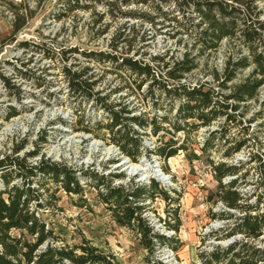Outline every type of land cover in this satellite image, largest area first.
Wrapping results in <instances>:
<instances>
[{
  "label": "trees",
  "instance_id": "16d2710c",
  "mask_svg": "<svg viewBox=\"0 0 264 264\" xmlns=\"http://www.w3.org/2000/svg\"><path fill=\"white\" fill-rule=\"evenodd\" d=\"M87 1L89 4L79 0H64L61 9L53 14L52 18L59 20L76 9H88L92 6V2H102L105 12L110 15L117 8L116 0ZM257 1L263 0H119L124 5L129 2L148 5L152 9L153 16L139 13L119 15L139 18L150 24L153 17H167L169 14L162 11L158 5L171 6V12L180 13L182 18L176 20L170 17L169 20L174 23L171 28L174 30L170 35L171 38L178 30L193 33L201 49H215L223 39L241 41L248 53H228L221 71H213L210 80L193 84L185 82V75L196 66L194 57H189L190 53L187 51H184L179 59L168 57L166 53L148 60L126 55L134 50L137 32L133 25L124 24L111 35L104 49L80 51L84 58L97 65L108 66L112 71L123 69L127 72L128 78L120 79L114 89L102 94L103 89L97 87L101 76L97 77L98 74L88 66L77 67L76 64L69 63L68 66L61 67L60 73L66 79L71 95L92 100L95 107L105 113V122L97 123L95 129L106 131V139L100 137L114 145L119 155L136 162L145 148L141 143L139 132L133 126L142 132L149 128V134L152 136L162 132L158 135L152 153L165 162L177 152L187 150L189 132L206 128L220 119L224 124L234 122L239 103L256 100L259 89L264 87V21H259L258 16L251 17L248 13L250 6ZM18 7H13L15 10L12 22L13 35L22 28L31 13L27 6ZM190 7L200 18L195 24L190 23L188 18L183 19V14ZM100 17L101 15L98 18ZM107 29V25L98 28L97 35L102 36ZM138 42L143 43L144 40L138 39ZM17 46L27 48L30 45L23 41ZM32 48L35 51L39 49L35 45ZM117 49L122 50L125 55L112 53ZM42 52L48 59H52V53H55L51 49ZM75 52H77L75 48L56 51L60 53L64 62L67 60L65 53ZM247 67L250 68L247 76L237 83H232L237 72ZM20 74L26 79L33 78V73L29 70ZM1 79L5 81L3 77ZM39 80L35 79L36 87L42 86ZM144 85L146 88L143 99L145 95L151 96L155 90L158 93L156 95L158 101L166 99L169 103L176 102L174 108L176 116L168 122L171 125V133L160 125V122L167 121L165 118L157 121L154 117L147 119L143 114L127 116L133 105L109 101L111 94L120 90L134 94ZM222 90H226L227 93H221ZM259 107L255 116L264 115V99L259 103ZM14 114L8 111L4 119L11 118ZM253 120L252 117L248 123ZM80 130L98 136L86 125ZM178 132L186 134L180 144L175 137ZM216 133L217 131H211L208 134L209 138L200 147V152L206 153L212 148L213 135ZM238 133L241 135L235 140L226 137L224 131L219 134V143L221 142L224 147L222 158H231L242 149L249 148L250 141L264 147V141L251 138L252 132H248L247 126ZM165 134L169 135L166 140H164ZM16 140L17 137H14V140L10 139L9 153H0V264H112L114 260L112 253L92 245L84 237H81L76 244L65 243L54 232V227L47 218H43L55 208L58 201L57 192L79 196V200L84 202L81 199L84 188H92L95 191L97 202L109 213L115 225L127 229L135 236L138 245L146 251L147 260L153 249H158V246L170 250L178 248L175 239L159 235L143 216L146 202H152L160 197L165 202L175 203L179 197L178 193L173 191L177 197H170L166 191L158 188V183L154 179H150L146 185L132 181L113 184L92 171H83L62 161H51L40 153L37 147V144L44 142L43 137L38 139L39 143H34L32 150L20 156L18 152L24 148L26 139L23 137L15 142ZM36 156L38 159L32 160ZM206 162L216 181V190L208 194V200H211L212 196L215 197L216 202H219L224 209L218 213L210 212L209 218L225 221L231 219L232 223L210 232V234L222 232L219 237L213 235L215 240L222 238L230 242L226 245L211 246L208 252L199 253L197 258L199 264H264V209L259 207L264 199L262 156L258 152L248 155V162L257 164L255 182L259 193L256 195L255 192L252 193V196H255L252 205L246 203L245 197L238 190L237 177L226 183L222 182L224 177L236 175L240 162H237L238 166L213 162L208 158ZM113 177L120 179L122 175L116 174ZM243 177L244 175L240 179ZM229 210L237 212L238 215L235 216ZM178 225V217L174 211V224L170 225V228L176 232ZM234 236L239 238L234 239ZM150 263L158 264V261L154 260Z\"/></svg>",
  "mask_w": 264,
  "mask_h": 264
},
{
  "label": "rangeland",
  "instance_id": "374dc122",
  "mask_svg": "<svg viewBox=\"0 0 264 264\" xmlns=\"http://www.w3.org/2000/svg\"><path fill=\"white\" fill-rule=\"evenodd\" d=\"M79 1L89 4L87 0ZM63 2L64 0H21L19 4L12 5L9 0H0V153H9L11 138L14 140V137H17L15 142L23 137L26 139L24 148L18 152L21 156L24 152L32 150L34 143H39L38 139L43 137L44 142L37 144V147L39 152L51 161H62L71 167L92 171L113 184L132 181L146 185L150 179H154L158 183V188L166 191L170 197H177L173 191L178 193L179 197L175 203L165 202L160 197L152 202H146L143 210L145 218L153 227H157L156 231L159 235L175 239L178 248L170 250L158 246V249H153L148 260L146 251L138 245L135 236L127 229L118 227L111 220L109 213L97 202L92 188L83 189L81 199L84 202L79 200V196L57 192L58 201L55 208L43 218H47L53 225L54 232L65 243L76 244L81 237H84L92 245L109 251L114 257L112 264H151L150 262L154 260H157L158 264H194L199 253L208 252L211 246L223 245L227 241L222 238L215 240L214 236L219 237L223 234L222 232L219 234H210V232L232 223L231 219L225 221L209 218L210 212L218 213L224 209L219 202H216L215 197L212 196L211 200H208V194L216 190V181L212 177L211 168L206 159L236 166L239 165L237 162H240L236 175L224 177L222 182L226 183L237 177L238 190L249 205L255 201L252 193L255 192L254 195L259 193L255 182L257 164L248 162V155L258 152L263 161L264 147L250 141L249 148L242 149L231 158L225 159L221 157L224 147L221 142L219 143L218 137L224 131L226 137L235 140L241 135L238 132L247 126L248 132H252L251 138L264 141V115L255 116L260 108L259 103L264 99V87L259 89L256 100L239 103L234 122L224 124L220 119L206 128L189 132L187 150L177 152L165 162L152 153L158 141V135L162 132L152 136L149 134V128L142 132L133 126L139 132L145 150L136 162H131L129 159L128 162L147 168L148 177L145 181L140 174L131 175L127 172L124 164H120L119 154L108 155L103 150L93 148V140L101 142L103 148L115 147L103 140L107 137L106 131L95 129L97 123L105 122V113L97 109L92 100L71 95L60 69L63 65L68 66L69 63L76 64L77 67H91L92 71L98 74L97 77L101 76L97 87L103 89L102 94L114 89L121 81L120 79L128 78L127 72L123 69L112 71L108 66L97 65L84 58L80 51L104 49L111 35L122 24L133 25L137 32L134 50L126 53L128 56L148 60L153 56L166 53L168 57L179 59L184 51L189 52V57H194L196 65L185 75V82L191 84L210 80L213 71L220 72L228 53H248V50L238 39H223L215 49H201L196 42L195 34L178 29L171 38L170 35L174 32L171 28L174 23L169 20L170 17L176 20L182 19L180 13L171 12V6L158 5L162 11L169 14L167 17H153L151 24L139 18L119 15L120 13H139L153 16L152 9L148 5L135 2L124 5L119 0H116L117 8L112 15L105 12L102 2H92V6L88 9H76L62 19H53V14L61 9ZM18 6L21 8L27 6L31 13L22 28L13 35L12 22L15 13L13 7L19 8ZM243 12L245 13L244 10ZM248 13L251 17L256 15L259 21H264V0L251 5ZM100 15L101 17L98 18ZM183 15V19L188 18L192 24L200 19L191 7ZM104 25L108 27L107 32L98 36V28ZM138 39L144 42L139 43ZM23 41L30 46L27 48L17 46ZM34 45L39 47L38 51L32 48ZM70 48L77 49V52L65 53L67 60L64 62L60 53L56 51ZM46 49L55 52L52 53V59L44 56L42 51ZM134 51L137 53H133ZM112 53L125 55L119 49ZM25 70L33 73V78L26 79L20 74ZM249 71V67L239 70L232 83L245 78ZM36 78L40 79L41 87H36ZM145 88L146 85L142 86L141 90L134 94H130L127 90H120L118 93L111 94L109 101L133 105V109L127 116L143 114L147 119L154 117L157 121L165 118L167 121L160 122V125L171 133V125L168 122L176 116L174 113L176 102L169 103L166 99L158 101L156 96L158 93L155 90L151 96L145 95L143 99ZM221 93L227 92L222 90ZM8 111L15 114L11 118L4 119ZM252 117L254 120L248 123ZM84 125L98 136L81 131L80 128ZM211 131H217L213 135L212 148L202 153L200 147L209 138L208 134ZM185 135L183 132L175 135L178 138V144L182 142ZM168 138L169 135L165 134L164 140ZM142 157L148 166L139 163ZM37 158L38 156L34 157V159ZM154 163H157L158 169L169 177L168 180L171 183L169 186L163 185L161 181L150 176V169L156 168ZM116 174H121L122 177L116 179L113 177ZM242 175L244 177L240 179ZM259 207L264 209V199ZM174 211L179 221L176 232L170 228V225L174 224ZM229 211L235 216L238 215L235 211ZM238 238L239 236H234V239Z\"/></svg>",
  "mask_w": 264,
  "mask_h": 264
},
{
  "label": "bare ground",
  "instance_id": "6f19581e",
  "mask_svg": "<svg viewBox=\"0 0 264 264\" xmlns=\"http://www.w3.org/2000/svg\"><path fill=\"white\" fill-rule=\"evenodd\" d=\"M92 146L94 149H99V150H103V152L105 154H111L113 155L114 154V151L113 149L111 148H103L102 145H99L98 141H95L93 140L92 142ZM125 166V169L127 170V172L131 175H134V174H140V176L145 180L147 181V168L142 166V165H134V164H130L129 162L124 164ZM151 173L150 174H153L154 177H156L157 180L161 181L162 183H165V185L169 186L171 183L169 182L167 176H165L163 173L159 174L158 175V172H155L153 171V169H150ZM161 171V170H160ZM162 172V171H161ZM151 176V175H150Z\"/></svg>",
  "mask_w": 264,
  "mask_h": 264
},
{
  "label": "built area",
  "instance_id": "2783aa9c",
  "mask_svg": "<svg viewBox=\"0 0 264 264\" xmlns=\"http://www.w3.org/2000/svg\"><path fill=\"white\" fill-rule=\"evenodd\" d=\"M10 1V3L12 4V5H17V4H19L20 2H21V0H9ZM183 81V80H182ZM99 143V142H98ZM101 143V142H100ZM102 144V143H101ZM113 148V151H114V155H117V154H119L118 153V151H117V149L115 148V147H112ZM115 149H116V151H115ZM115 152H117V153H115ZM120 157V159H121V161L123 160V157L120 155L119 156ZM38 159V158H37ZM34 160H36V159H34ZM121 164V163H120ZM154 166L156 167V168H154L153 169V171H155V172H158V175L159 174H161L162 172H160V170L158 169V165H157V163H154ZM153 178H156V177H154L153 176ZM118 183H122V182H118ZM118 183H114V184H118ZM221 206V205H220ZM143 216H145V214H143ZM148 224L152 227V229L154 230V231H156L157 230V227H153L152 226V224H150V222L148 221ZM158 232V231H157ZM194 264H199V261L198 260H196V262L194 263Z\"/></svg>",
  "mask_w": 264,
  "mask_h": 264
},
{
  "label": "water",
  "instance_id": "95a60500",
  "mask_svg": "<svg viewBox=\"0 0 264 264\" xmlns=\"http://www.w3.org/2000/svg\"><path fill=\"white\" fill-rule=\"evenodd\" d=\"M99 145H102L100 142H99ZM116 151V149H115ZM117 153V152H115ZM128 163V160L126 158H123V160L121 161V164H126ZM140 164H144L145 166H148V163L144 162V158H141L140 161H139ZM151 176L153 177L154 175L151 174ZM159 181V180H158ZM162 183V182H161ZM163 185H165V183H162ZM227 243H229V241H225V243H223V245H226Z\"/></svg>",
  "mask_w": 264,
  "mask_h": 264
}]
</instances>
